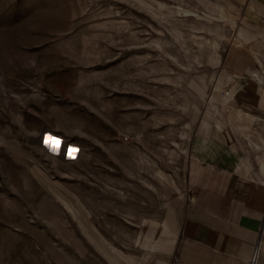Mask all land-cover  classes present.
<instances>
[{
    "label": "rangeland",
    "instance_id": "374dc122",
    "mask_svg": "<svg viewBox=\"0 0 264 264\" xmlns=\"http://www.w3.org/2000/svg\"><path fill=\"white\" fill-rule=\"evenodd\" d=\"M246 2L0 0V264L148 263L141 230L187 202L191 136L252 49Z\"/></svg>",
    "mask_w": 264,
    "mask_h": 264
},
{
    "label": "crops",
    "instance_id": "0c3cea01",
    "mask_svg": "<svg viewBox=\"0 0 264 264\" xmlns=\"http://www.w3.org/2000/svg\"><path fill=\"white\" fill-rule=\"evenodd\" d=\"M244 10L252 49L231 46L235 73L222 99L228 109L191 136L187 202L148 218L141 230L138 244L147 264H249L254 251V264H264V135L242 118L259 120L253 111L264 112V66L253 73L258 56L264 58V0H250Z\"/></svg>",
    "mask_w": 264,
    "mask_h": 264
},
{
    "label": "built area",
    "instance_id": "2783aa9c",
    "mask_svg": "<svg viewBox=\"0 0 264 264\" xmlns=\"http://www.w3.org/2000/svg\"><path fill=\"white\" fill-rule=\"evenodd\" d=\"M229 93H230V89H225L223 91V96L226 97V96L229 95ZM124 140H127V137H124ZM255 256H256V251L253 252V255H252L251 259H250L249 264H254V262H255ZM173 260L174 261H177V258H174Z\"/></svg>",
    "mask_w": 264,
    "mask_h": 264
},
{
    "label": "snow or ice",
    "instance_id": "6c2138e0",
    "mask_svg": "<svg viewBox=\"0 0 264 264\" xmlns=\"http://www.w3.org/2000/svg\"><path fill=\"white\" fill-rule=\"evenodd\" d=\"M50 140H52V137H51V136H47V137H45V143H46V145L51 146V145L49 144V141H50ZM53 150L55 151L56 149L53 148ZM69 152H70V153H74V152H75V149H74V148H73V149H69Z\"/></svg>",
    "mask_w": 264,
    "mask_h": 264
},
{
    "label": "water",
    "instance_id": "95a60500",
    "mask_svg": "<svg viewBox=\"0 0 264 264\" xmlns=\"http://www.w3.org/2000/svg\"><path fill=\"white\" fill-rule=\"evenodd\" d=\"M57 142V145L59 146V144L61 143V140L59 139V138H57V140H56ZM74 149H75V151H76V147H74Z\"/></svg>",
    "mask_w": 264,
    "mask_h": 264
},
{
    "label": "bare ground",
    "instance_id": "6f19581e",
    "mask_svg": "<svg viewBox=\"0 0 264 264\" xmlns=\"http://www.w3.org/2000/svg\"><path fill=\"white\" fill-rule=\"evenodd\" d=\"M211 103V102H210Z\"/></svg>",
    "mask_w": 264,
    "mask_h": 264
}]
</instances>
